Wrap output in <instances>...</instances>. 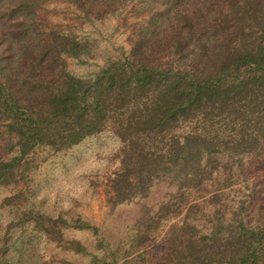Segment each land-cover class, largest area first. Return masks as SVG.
I'll list each match as a JSON object with an SVG mask.
<instances>
[{"label": "trees", "instance_id": "trees-1", "mask_svg": "<svg viewBox=\"0 0 264 264\" xmlns=\"http://www.w3.org/2000/svg\"><path fill=\"white\" fill-rule=\"evenodd\" d=\"M220 20L232 23L233 33L195 67L123 56L87 80L69 74L65 61L90 56L88 42L46 33V61L31 66L39 93L0 82V127L17 149L0 161V183L37 149L60 151L107 129L122 143L119 170L109 179L111 205L143 194L153 179L167 176L176 187L143 223L145 245L146 234L175 219L156 264H264V212L249 222L246 201L230 199L242 189V163L264 160V0H232ZM184 124L191 129L175 135ZM35 221L62 240L64 219L38 214ZM69 248L84 252L74 240Z\"/></svg>", "mask_w": 264, "mask_h": 264}, {"label": "rangeland", "instance_id": "rangeland-1", "mask_svg": "<svg viewBox=\"0 0 264 264\" xmlns=\"http://www.w3.org/2000/svg\"><path fill=\"white\" fill-rule=\"evenodd\" d=\"M231 2L0 0V82L26 95L39 93L31 66L46 61L42 46L49 31L88 42L90 56L65 61L66 71L84 80L123 56L137 64L190 69L218 39L233 33V24L220 20ZM189 129L184 124L174 133ZM121 147L105 129L69 148H40L22 158L11 180L0 183V264H156L167 246L165 230L175 219L146 234L145 245L143 223L174 196L176 187L167 176L153 179L143 194L111 205L109 179L119 170ZM15 155L14 142L0 127V161ZM241 169L242 189L230 199L245 200L247 221L254 222L264 212V160L246 159ZM38 214L66 221L60 226L61 241L40 229ZM53 225L49 231L60 224ZM71 240L84 252L70 249Z\"/></svg>", "mask_w": 264, "mask_h": 264}]
</instances>
